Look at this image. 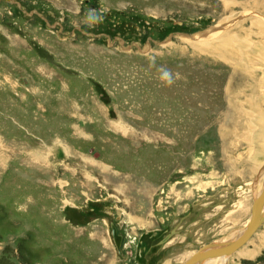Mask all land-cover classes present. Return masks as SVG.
<instances>
[{
	"label": "rangeland",
	"instance_id": "obj_1",
	"mask_svg": "<svg viewBox=\"0 0 264 264\" xmlns=\"http://www.w3.org/2000/svg\"><path fill=\"white\" fill-rule=\"evenodd\" d=\"M263 25L264 0H0V264L237 238L264 185ZM230 261L264 264V224Z\"/></svg>",
	"mask_w": 264,
	"mask_h": 264
},
{
	"label": "water",
	"instance_id": "obj_2",
	"mask_svg": "<svg viewBox=\"0 0 264 264\" xmlns=\"http://www.w3.org/2000/svg\"><path fill=\"white\" fill-rule=\"evenodd\" d=\"M220 31V29H217ZM214 31V30H213ZM210 33V32H209ZM209 33L204 34L201 38L208 36ZM197 36V35H196ZM196 36H184L191 40H196ZM264 224V188L257 198L254 199L251 207V216L250 220L245 227V231L242 232L237 238L232 241L223 242V243H211L201 247L196 251L192 257L187 260L184 264H202L206 261L215 259L230 257L236 253L239 249L244 247L252 237L257 233V231ZM117 239L119 244L120 239Z\"/></svg>",
	"mask_w": 264,
	"mask_h": 264
},
{
	"label": "clouds",
	"instance_id": "obj_3",
	"mask_svg": "<svg viewBox=\"0 0 264 264\" xmlns=\"http://www.w3.org/2000/svg\"><path fill=\"white\" fill-rule=\"evenodd\" d=\"M89 21H95L96 17L89 14L88 16ZM152 64L155 65V58H152ZM176 79H178V74H173L170 69H163L162 75L160 76V80L165 83L167 86H172Z\"/></svg>",
	"mask_w": 264,
	"mask_h": 264
},
{
	"label": "bare ground",
	"instance_id": "obj_4",
	"mask_svg": "<svg viewBox=\"0 0 264 264\" xmlns=\"http://www.w3.org/2000/svg\"><path fill=\"white\" fill-rule=\"evenodd\" d=\"M260 21V20H259ZM257 24V23H256ZM261 24V23H260ZM259 24V25H260ZM264 26V25H263ZM213 30H215V31H213ZM221 30L222 29H220V32H221ZM224 30V29H223ZM216 32H218V30H216V28H213L211 31H210V33L209 34H215V35H217L218 33H216ZM220 35H222V33H220ZM220 35H218V36H220ZM259 175V174H258ZM260 175H261V173H260ZM263 178H264V174H263ZM262 178V179H263ZM253 180V179H252ZM254 183V182H253ZM261 183V182H260ZM252 184V183H251ZM251 186V185H250ZM257 186V185H256ZM253 187V186H252ZM258 187V186H257ZM263 188H264V185H263V187L261 186V188L259 189V192L257 193V196H256V198L259 196V194L261 193V191L263 190ZM258 189V188H257ZM253 200V199H252ZM251 216V215H250ZM250 220V219H249ZM248 224V223H247ZM247 226V225H246ZM246 229V228H245ZM245 229H243V231L242 232H244L245 231ZM259 231V230H258ZM257 231V232H258ZM253 238V237H252ZM120 239V238H119ZM215 243H220L219 241L218 242H215ZM209 244H211V243H209ZM208 245V244H207ZM243 248V247H242ZM241 248V249H242ZM241 249H239V250H241ZM239 250L237 251V252H239ZM198 251V250H197ZM236 252V253H237ZM236 253H234L233 255H231V256H234ZM230 256V257H231ZM228 257H223V258H215V259H212V260H209V261H206V262H204V263H202V264H211V263H213V262H216V261H223L224 259L226 260ZM190 259V258H189ZM188 259V260H189ZM187 261V260H186ZM185 261V262H186ZM185 262H183V263H181V264H184Z\"/></svg>",
	"mask_w": 264,
	"mask_h": 264
},
{
	"label": "crops",
	"instance_id": "obj_5",
	"mask_svg": "<svg viewBox=\"0 0 264 264\" xmlns=\"http://www.w3.org/2000/svg\"><path fill=\"white\" fill-rule=\"evenodd\" d=\"M250 215H251V214H250ZM256 234H257V233H256ZM256 234H255V235H256ZM255 235H254V236H255ZM254 236H253V238H254ZM253 238H252L250 241H252ZM250 241H249V242H250ZM215 242H218V241H215ZM249 242H248V243H249ZM248 243H247V244H248ZM247 244H246V245H247ZM200 248H201V247H200ZM200 248H198L197 250H199ZM197 250H196V251H197ZM239 251H240V250H239ZM194 253H195V251H194ZM194 253H193V254H194ZM237 253H239V252H237ZM193 254H192V255H193ZM192 255H191L189 258H191ZM249 256H251V255H249ZM233 257H234V256H231V261L233 260ZM245 257H247V256H245ZM231 261H230V263H231ZM216 263H219V261H218V262H213V263H211V264H216Z\"/></svg>",
	"mask_w": 264,
	"mask_h": 264
},
{
	"label": "flooded vegetation",
	"instance_id": "obj_6",
	"mask_svg": "<svg viewBox=\"0 0 264 264\" xmlns=\"http://www.w3.org/2000/svg\"><path fill=\"white\" fill-rule=\"evenodd\" d=\"M123 244H124V243H123V241H122V247H121V249L123 248ZM208 244H209V243H208ZM195 252H196V251H195ZM188 259H189V258H188ZM188 259H187V260H188ZM184 262H185V261H184Z\"/></svg>",
	"mask_w": 264,
	"mask_h": 264
}]
</instances>
